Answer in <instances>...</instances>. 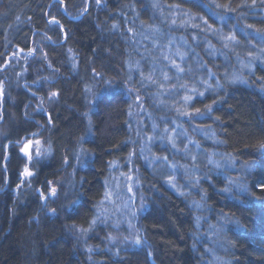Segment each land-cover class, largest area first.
<instances>
[{
	"label": "trees",
	"instance_id": "obj_1",
	"mask_svg": "<svg viewBox=\"0 0 264 264\" xmlns=\"http://www.w3.org/2000/svg\"><path fill=\"white\" fill-rule=\"evenodd\" d=\"M87 1L0 0V70L9 56H27L1 73L7 85L0 104V264H264V193L250 188L249 197L236 199L219 191L228 178L244 177L245 164L249 185L264 175V83L252 75L264 77V40L237 27L264 32L259 0L255 10L240 7L252 0H101L102 7ZM241 12L247 19H239ZM51 16L63 32L49 25ZM224 35L238 43L224 48ZM132 74L151 76L171 92L158 99L153 87L147 99L138 93L159 130L172 129L176 107L189 114L177 117L180 150L168 138L154 147L158 165L139 153ZM193 87L205 95L185 103ZM150 98L162 101L160 108ZM208 105L209 114L192 118ZM26 140L51 147V154L28 164ZM130 157L139 185L137 227L148 244L136 248L124 243L125 227L118 234L112 224L94 225ZM28 165L35 175L21 184ZM48 181L56 195L43 201L37 190L48 196Z\"/></svg>",
	"mask_w": 264,
	"mask_h": 264
},
{
	"label": "rangeland",
	"instance_id": "obj_2",
	"mask_svg": "<svg viewBox=\"0 0 264 264\" xmlns=\"http://www.w3.org/2000/svg\"><path fill=\"white\" fill-rule=\"evenodd\" d=\"M88 7L91 4V1L88 0ZM33 53H29V56H31ZM23 57L25 60L27 58L26 55L18 54V55H11L8 57L6 60L5 65L2 67L0 70V104H3L4 100V92H5V86L7 85V79L5 76L1 75L3 71H5L7 68L10 67L12 61L14 60H20ZM176 65V61L174 63V66ZM172 66V67H174ZM3 77V79H1ZM151 77V76H150ZM153 77H151V80H146L143 81L141 75L139 77H134L132 74L130 77L129 82L132 84V88H129V94L130 99H131V109H130V120L133 123V128L138 129L141 128L135 135V138L141 143L139 147V153L141 155V158L144 162L148 163L149 165H158L159 159L157 156L154 154V147L157 146L159 143L160 146H164L168 141H166V138L171 137V142H168L173 146L175 144L174 149L176 151L180 150L178 148V143H179V123L177 121V117L181 118L182 120H185L188 118L189 114L186 116L184 115L186 112L183 110V107H176L175 109L177 116L172 118V121L169 125L170 128H172L168 133L163 130H159V124L154 122L152 119V114L147 111L146 105H143L141 95L138 94L140 93V90L142 89L145 94H143V97H146L148 94V88H155L153 92V98L152 99H158L159 96L161 95H171V92L167 93V88L165 85L152 81ZM134 80V81H133ZM162 80L167 81L165 79V75H162ZM129 83V84H130ZM164 92V93H163ZM137 96H139V101H137ZM146 97L145 99H147ZM151 104H155L156 108H160L162 105L161 102H153L151 100ZM168 114V112L165 111V114ZM162 120H165L166 118L164 117V114L161 115ZM155 126V127H154ZM143 128V129H142ZM175 129V131H173ZM178 130V131H177ZM146 131V132H145ZM167 133V134H166ZM151 138V139H149ZM29 140L23 141L22 142V148L25 147ZM33 143L32 145L28 148V151L31 153L32 156V161L36 159H41L44 156L45 152V147L43 144L40 142L39 144H36V140H31ZM134 143L136 140H133ZM142 141V142H141ZM138 143V142H137ZM138 143V144H140ZM186 146L185 148L188 149L190 147L189 142L185 143ZM41 153L39 157H37V151ZM181 152V151H180ZM134 156V155H132ZM27 159V158H26ZM130 161H127V167H126V174L122 175L120 177H116L112 180V182L108 186V190L106 193V196L104 200L102 201L100 205V209L97 212V216L95 218V223L94 225H108L112 224L111 227L113 230L120 231L121 228L125 227L127 229V232L129 235H126L127 237L123 238L124 243L129 245V247L136 248L140 247L141 245H148L145 242V239L143 236H141V233L137 227V219H138V209L136 206V202L138 201L139 197L137 192H138V181L136 177V172L134 171L135 166L131 162V157L129 158ZM128 159V160H129ZM31 161V162H32ZM28 164L30 162L27 159ZM29 168V165L27 166ZM129 188H131V191H129ZM53 198V197H52ZM136 208L133 213V209L131 207ZM134 217L133 223H131V220L129 216ZM119 234V233H118ZM139 237L141 239V243L137 245L135 243V240Z\"/></svg>",
	"mask_w": 264,
	"mask_h": 264
},
{
	"label": "snow or ice",
	"instance_id": "obj_3",
	"mask_svg": "<svg viewBox=\"0 0 264 264\" xmlns=\"http://www.w3.org/2000/svg\"><path fill=\"white\" fill-rule=\"evenodd\" d=\"M59 2L62 4L63 0H59ZM94 4L97 7H102L101 4V0H94ZM202 7H205L206 9H208L209 11L212 10V8L214 7H221L220 5H205V4H201ZM259 6L261 8H264V0H259ZM224 10L228 11V12H235L236 9L231 8L229 5H225L223 6ZM242 9H249V10H255L257 9V0H252L251 5H248L247 3L243 4L240 6ZM87 7L85 8V12H87ZM48 15V14H46ZM218 13L213 12V16H217ZM239 19L243 20V19H247V17L243 14V12H241V15L239 16ZM48 23L50 26H54V27H58L60 29L61 32L64 31L63 26L60 24L59 20L56 19L55 16H51L50 19L48 20ZM115 27V25L113 26ZM204 27L205 29H207L208 31H212L213 35H218V33H215L214 30L211 29V26L207 24V21H204ZM238 29L240 32H244L245 30L249 31V36L252 39H255L254 36H252V33L255 32L257 35L260 36V38L262 40H264V32H260L259 30H256L253 28L252 25H247L246 27H240L239 25H237ZM131 31V30H129ZM193 39H195V37H193ZM221 41L223 43V47L224 48H229V45H234L236 43H238L236 41V36L235 35H224L221 36ZM257 50L255 48V46H253V49L249 51V56H252V52ZM260 51L264 52V49H259ZM21 51H23V49H21ZM254 59H260L259 57H254ZM75 66V65H73ZM181 71H183V69H180ZM97 75H99V73H97ZM211 75V74H210ZM254 79L257 81V83H264V77H255L254 73H252ZM168 77L165 76V79H167ZM149 80H151V77L148 78ZM201 83H205V82H201ZM210 87V86H209ZM207 90V89H206ZM192 91V95L189 96H185L184 97V102H190L191 100H193L195 97L199 96V97H203L205 95L204 91H197L195 87H193ZM57 95V93L53 92L51 93V97H55ZM137 101H139V96H137ZM213 103H216V101H213ZM38 111H44V109L41 107L38 109ZM212 111V106L208 105L206 106V109L204 111H201V109L196 108L195 109V113L193 114L192 118H194L196 115L198 116H206L207 114H209ZM184 115H188L187 113H185ZM48 121L49 124H51V117H48ZM155 127V126H154ZM165 131H167V129H165ZM173 131H175V129H173ZM151 139V138H149ZM169 140H171V137L168 138ZM32 141L29 140L27 142V144L25 145L24 148L21 149V152L23 153L22 158H27L28 161L31 163L32 161V156L31 153L28 151V148L32 145ZM40 142L37 140L36 144H39ZM173 147H175V144H173ZM260 149H264V143H261L259 145ZM37 157H39L41 155V153L39 152V150L37 151ZM51 154V147H49L48 149L45 150L44 155H49ZM6 159V158H5ZM165 160H167V157H164ZM38 162V161H37ZM65 164L67 165V159L65 160ZM34 166V165H33ZM244 177L242 178H237V179H231L228 178L227 179V183L225 185V187H223L222 189H220L219 191L221 193H227L231 196H233V198L238 199L239 197H249L250 196V188H254V189H258L260 192L264 193V175H260L259 176V182L257 183H252L251 185H249L248 183V179L247 177L251 175V166L245 164L244 165ZM20 178H21V184L25 183V181L27 180V178L33 177L35 175L34 172H32L27 166L23 169L22 172L19 173ZM174 177L169 175L168 176V182L171 184L172 187H176V184L173 183ZM200 181L197 179L195 181H193V183L198 184ZM51 181H48L47 184L49 185V195L45 196L43 191L41 190H37L38 195L40 196L41 200L46 201L48 199H51L52 197H54L56 195V188L54 187H50L51 186ZM20 185H17V188H19ZM129 191H131V188H129ZM183 194V193H181ZM46 206V205H45ZM53 214H55V211L53 210ZM222 216L225 217L226 220H229L231 222V218L226 216L224 213H221ZM95 223V221H94ZM237 226L238 227H242V225H239V222L237 221ZM111 239V237H109ZM135 243L137 245H139L141 243V239L139 237H137V239L135 240Z\"/></svg>",
	"mask_w": 264,
	"mask_h": 264
},
{
	"label": "water",
	"instance_id": "obj_4",
	"mask_svg": "<svg viewBox=\"0 0 264 264\" xmlns=\"http://www.w3.org/2000/svg\"><path fill=\"white\" fill-rule=\"evenodd\" d=\"M88 11V10H87Z\"/></svg>",
	"mask_w": 264,
	"mask_h": 264
}]
</instances>
